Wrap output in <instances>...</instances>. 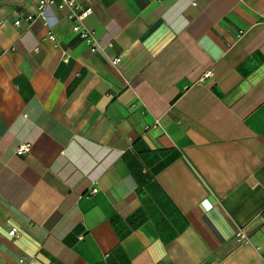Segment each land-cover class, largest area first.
<instances>
[{
	"label": "crops",
	"instance_id": "crops-1",
	"mask_svg": "<svg viewBox=\"0 0 264 264\" xmlns=\"http://www.w3.org/2000/svg\"><path fill=\"white\" fill-rule=\"evenodd\" d=\"M37 1L0 0V264H264V0H80L96 54Z\"/></svg>",
	"mask_w": 264,
	"mask_h": 264
},
{
	"label": "built area",
	"instance_id": "built-area-1",
	"mask_svg": "<svg viewBox=\"0 0 264 264\" xmlns=\"http://www.w3.org/2000/svg\"><path fill=\"white\" fill-rule=\"evenodd\" d=\"M51 8L58 11H67V19L73 25V32L80 37L83 41L87 42L90 46V52L96 54L98 51H102V46L97 42L95 33L90 31L85 25V20L92 13L91 8H84L80 0H38L37 6L34 12L23 14L18 20L15 21V26H21L23 24L32 26L38 20H43L46 25H50V19L47 16V11ZM48 39L52 42H56L54 34L50 33ZM64 61L68 62V56H64ZM121 62L120 58H114L110 61L114 68H118ZM135 107V105H134ZM155 129H161L159 122H156L152 126ZM149 129V127H147ZM29 151L27 145L19 146L17 153L19 155ZM97 189L92 190L90 194L97 193ZM18 235V231L14 228L10 232V236L14 237ZM237 237L241 244H247L250 242L248 233L244 229H240L237 233ZM257 250H261V247H257ZM24 260H19L16 264H23Z\"/></svg>",
	"mask_w": 264,
	"mask_h": 264
}]
</instances>
